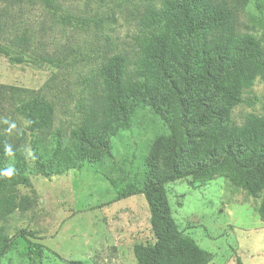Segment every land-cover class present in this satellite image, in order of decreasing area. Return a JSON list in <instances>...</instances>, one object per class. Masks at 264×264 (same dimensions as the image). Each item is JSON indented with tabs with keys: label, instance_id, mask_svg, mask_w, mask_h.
<instances>
[{
	"label": "rangeland",
	"instance_id": "1",
	"mask_svg": "<svg viewBox=\"0 0 264 264\" xmlns=\"http://www.w3.org/2000/svg\"><path fill=\"white\" fill-rule=\"evenodd\" d=\"M164 0H0V44L13 56L0 52V84L25 90L43 89L56 106L54 131L67 142L79 123L78 104L95 82L101 65L116 54L133 62L139 55L138 39L148 11ZM241 31L264 35V0H250L241 13ZM24 40L19 43L17 38ZM41 55L61 63L40 61ZM25 93V92H24ZM23 93V94H24ZM246 101L235 106L233 122L249 114H264V78L245 89ZM10 123L13 139L22 142L28 157L31 186L18 185L20 195L37 199L27 211L15 210L0 220V231L12 238L0 253V264H137L134 246L153 243L150 209L143 194L116 199L119 191L141 187L149 148L164 130L149 109L138 110L130 125L112 138V153L98 167L85 162L80 168L45 177L32 159L27 121L15 105L0 114ZM48 140H54L52 134ZM174 221L200 247L212 252L210 264H264V221L258 208L264 195L254 198L234 186L222 173L205 179L187 177L166 186ZM29 241L45 246L41 257L29 251Z\"/></svg>",
	"mask_w": 264,
	"mask_h": 264
},
{
	"label": "trees",
	"instance_id": "2",
	"mask_svg": "<svg viewBox=\"0 0 264 264\" xmlns=\"http://www.w3.org/2000/svg\"><path fill=\"white\" fill-rule=\"evenodd\" d=\"M53 7V0H42ZM250 0H164L148 11L138 39L139 55L131 62L116 54L101 65V82L93 83L78 104L79 123L67 142L54 131L56 106L43 89L25 90L0 84V114L15 105L27 121L32 159L45 177L61 175L89 162L101 166L112 153V138L130 125L141 108L163 124L143 165L141 187L119 191L116 199L143 194L150 209L153 243L134 246L137 264H210L212 252L177 227L166 186L179 179H205L217 173L254 198L264 195V114H249L235 124L232 112L246 101L245 89L264 78V35L241 31V13ZM0 24V29H1ZM23 43L21 36L17 38ZM11 61L23 62L0 44ZM40 61L61 63L41 55ZM25 92V93H24ZM24 93V94H23ZM0 126V220L15 210L27 211L36 197L17 192L31 186L22 142ZM52 134L54 140H48ZM264 221V203L258 208ZM0 231V253L15 238ZM45 246L29 241L41 257ZM70 264H82L70 260ZM237 264H244L240 258Z\"/></svg>",
	"mask_w": 264,
	"mask_h": 264
}]
</instances>
